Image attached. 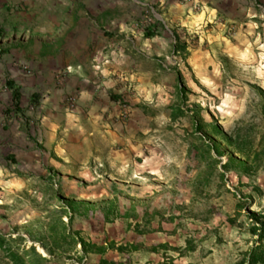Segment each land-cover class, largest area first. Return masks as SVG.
<instances>
[{"label": "crops", "instance_id": "crops-1", "mask_svg": "<svg viewBox=\"0 0 264 264\" xmlns=\"http://www.w3.org/2000/svg\"><path fill=\"white\" fill-rule=\"evenodd\" d=\"M202 28L212 43L230 31L246 55L264 42V0H0V212L49 172L140 155L151 108L175 101V67L204 76L185 37Z\"/></svg>", "mask_w": 264, "mask_h": 264}, {"label": "rangeland", "instance_id": "rangeland-1", "mask_svg": "<svg viewBox=\"0 0 264 264\" xmlns=\"http://www.w3.org/2000/svg\"><path fill=\"white\" fill-rule=\"evenodd\" d=\"M205 30L188 43L205 57L204 76L184 61L175 67L183 93L178 87L174 102L151 108L155 139L142 153L93 160L67 177L47 173L39 189L0 212L1 238H21L25 250L47 259L38 264H264V157L253 175L226 172L220 188L216 173L192 158L184 133L198 121L227 133L247 126L256 141L264 137V42L234 53L230 31L212 43ZM220 150L224 163L231 153ZM68 202L82 206L74 211ZM110 204L116 216L106 223ZM13 248L0 247V264H12Z\"/></svg>", "mask_w": 264, "mask_h": 264}, {"label": "trees", "instance_id": "trees-1", "mask_svg": "<svg viewBox=\"0 0 264 264\" xmlns=\"http://www.w3.org/2000/svg\"><path fill=\"white\" fill-rule=\"evenodd\" d=\"M186 45L179 46L178 39H176L174 52L185 53ZM7 86L13 89L10 82H7ZM183 87L179 85V92L182 94ZM264 95V91L259 90ZM16 96V95H15ZM180 116H183L181 110ZM186 139L190 144V153L192 158L196 161L198 166H203L205 169L214 171L218 177L219 187H223L225 184V173L228 171H234L244 175H253L257 172L261 166L262 159L264 157V148L260 151L257 149L262 143L264 137H259L258 141L253 137L252 132L247 126L237 127L233 132L227 133L218 123H210L202 125L198 121L193 122L192 131H184ZM206 134L209 138L206 137ZM212 141L215 143L213 144ZM220 147L225 148L230 152L226 162H222L221 158L224 157V153L220 150ZM82 205L73 202H68L67 207L72 208L74 211L78 210ZM87 208V207H85ZM86 210V209H85ZM115 207L110 204L109 208L103 212L104 221L110 222L111 216H116ZM254 220L255 224H258V218L255 215H249ZM71 221V217H69ZM252 234L258 235L260 227H253L251 229ZM21 238L13 239L12 237L0 238V245L13 244V249H8L7 258L12 264H38V260L47 262L46 258H41L34 251V248L25 250L20 245ZM76 244H81L84 248L86 244L83 241H75Z\"/></svg>", "mask_w": 264, "mask_h": 264}, {"label": "built area", "instance_id": "built-area-1", "mask_svg": "<svg viewBox=\"0 0 264 264\" xmlns=\"http://www.w3.org/2000/svg\"><path fill=\"white\" fill-rule=\"evenodd\" d=\"M200 31L201 30H195V31H188V32H186L185 37L188 38V43H189V40H191L193 37L198 36V34H199ZM130 88L131 87L128 88V91H131L132 90V88L131 89ZM74 101H75L74 98H71L69 100L70 106H73ZM127 115H128L127 103L124 102V103H122V106H121V118L126 119L127 118Z\"/></svg>", "mask_w": 264, "mask_h": 264}]
</instances>
